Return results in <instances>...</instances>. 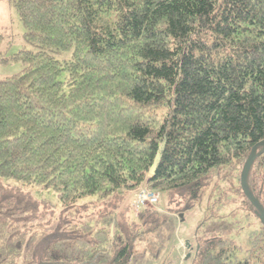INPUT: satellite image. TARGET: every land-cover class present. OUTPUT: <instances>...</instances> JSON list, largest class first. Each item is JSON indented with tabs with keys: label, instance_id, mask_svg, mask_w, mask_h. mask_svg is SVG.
I'll use <instances>...</instances> for the list:
<instances>
[{
	"label": "trees",
	"instance_id": "obj_1",
	"mask_svg": "<svg viewBox=\"0 0 264 264\" xmlns=\"http://www.w3.org/2000/svg\"><path fill=\"white\" fill-rule=\"evenodd\" d=\"M7 2L34 50L0 57V264H156L205 188L192 264H264V0ZM247 186L264 212L262 147Z\"/></svg>",
	"mask_w": 264,
	"mask_h": 264
},
{
	"label": "rangeland",
	"instance_id": "obj_2",
	"mask_svg": "<svg viewBox=\"0 0 264 264\" xmlns=\"http://www.w3.org/2000/svg\"><path fill=\"white\" fill-rule=\"evenodd\" d=\"M0 30H5L4 39L0 42V57L2 54L9 56L24 47L34 50V47L27 44L22 38L24 27L19 21L14 8L8 4L7 0H0ZM20 70L21 65L19 63H0V80L15 74ZM29 192L38 198L47 200L50 205L55 208L56 213H59L62 210V205L59 203L54 193L47 192L46 190H37L36 192L35 189H30ZM208 194L209 188H205L201 199L197 204L201 209H195V213L192 214L188 221L180 222L177 219V228L174 238L156 264H192L191 258L188 256L191 249H187L188 247L186 244L192 242L194 222L197 221L198 215L204 210L205 205L208 202ZM87 199H94V197L90 196Z\"/></svg>",
	"mask_w": 264,
	"mask_h": 264
},
{
	"label": "water",
	"instance_id": "obj_3",
	"mask_svg": "<svg viewBox=\"0 0 264 264\" xmlns=\"http://www.w3.org/2000/svg\"><path fill=\"white\" fill-rule=\"evenodd\" d=\"M258 147H262L264 148V140H262L261 142L255 144L251 151H250V154L248 156V159L246 160L245 164L243 165V168H242V172H241V176H240V185H241V188H242V191L244 193V195L247 197V199L253 204V206H255V208L258 210L259 212V220L261 221L262 225L264 226V212L260 206V204L256 201V199L252 196V194L249 192L248 190V186H247V174H248V171L250 169V166L251 164L253 163L254 159H255V152H256V149ZM164 149V141L160 144V146L157 148L156 150V153L154 155V158H153V161H152V164L149 168V171L148 173L150 175H153L159 162H160V158H161V154H162V151ZM190 254H188L189 256Z\"/></svg>",
	"mask_w": 264,
	"mask_h": 264
},
{
	"label": "built area",
	"instance_id": "obj_4",
	"mask_svg": "<svg viewBox=\"0 0 264 264\" xmlns=\"http://www.w3.org/2000/svg\"><path fill=\"white\" fill-rule=\"evenodd\" d=\"M158 201V196L152 191L146 189H140V191L136 194V199L134 201V206L137 208L138 206L143 205H154Z\"/></svg>",
	"mask_w": 264,
	"mask_h": 264
}]
</instances>
